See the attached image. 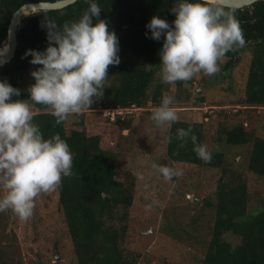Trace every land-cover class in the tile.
I'll use <instances>...</instances> for the list:
<instances>
[{
  "label": "trees",
  "instance_id": "obj_1",
  "mask_svg": "<svg viewBox=\"0 0 264 264\" xmlns=\"http://www.w3.org/2000/svg\"><path fill=\"white\" fill-rule=\"evenodd\" d=\"M40 1L58 0H0V48L8 38L14 12L24 4ZM97 3L102 8L99 18L105 19L109 30H114L119 38L121 62L119 65H109L104 94L95 99L96 106L115 109L136 105L145 107V110L148 104L158 106L162 95H170L169 88L159 83L149 96L160 69L159 52L163 40L150 38L151 33L146 24L153 16L164 18L169 23L174 21L176 17L171 9L176 0H97ZM88 7L89 0H78L60 10L31 14L20 22L15 57L0 67V80H7L21 89V95L13 99L30 98L28 88L35 83L31 72L41 65L30 63L32 57L25 53L29 49L42 51L48 46L47 20L62 28L65 22L78 20ZM225 8L235 10L247 43L242 48L228 52L221 66L225 70L232 69L239 63L240 52L249 47L251 63L242 102L245 106L264 108V1L242 9ZM93 19L95 23L96 18ZM146 32L148 35H145ZM4 47L5 44L0 51ZM178 84L182 85V81ZM198 102L202 104L205 100L201 98ZM87 113L56 124V118L46 106L38 105L34 112V121L40 126L44 137L59 133L69 144L73 155V175L63 177L57 191L77 262L141 264V253L128 248L129 216L137 189L136 176L129 171L122 180L119 179L120 171L115 156L102 147L99 134L87 129ZM130 115L133 116V113L120 116L116 121H111L109 117L105 119L111 123L124 124ZM77 116L80 120L74 122L72 118ZM189 127L196 135L197 143L205 144L202 122L189 123L178 119L169 127L162 164L176 168L183 165L207 166L222 171L214 199H204L205 206L215 214L204 233L208 234V238L204 243L201 264H264V198L252 210L249 206L250 187L245 179V174L249 173L264 181V137L256 134L255 129L248 133L243 125H234L221 131L219 143L232 147L251 146L245 169L235 170L224 165L225 155L220 151L211 152L210 162L200 159L193 150L190 137L181 146L177 129ZM167 217L168 213H165V223L160 226V230L166 227L165 233L172 239L184 241L201 236L199 230L191 227V223L184 224L180 219L169 222ZM228 234L237 236L239 240H227Z\"/></svg>",
  "mask_w": 264,
  "mask_h": 264
},
{
  "label": "clouds",
  "instance_id": "obj_2",
  "mask_svg": "<svg viewBox=\"0 0 264 264\" xmlns=\"http://www.w3.org/2000/svg\"><path fill=\"white\" fill-rule=\"evenodd\" d=\"M210 3L176 0L171 9L174 21L169 23L153 16L146 24L150 38L163 40L157 73L162 82L175 85L201 72L215 74L228 52L246 45L235 10L226 9L220 0ZM101 11L97 0H89L83 15L65 22L62 28L47 20L48 46L42 51L29 49L25 53L32 57L30 63L41 65L31 72L35 83L28 88L29 99H13L21 95V89L0 80V192L3 193L0 212L11 209L21 221L27 222L34 215L38 196L55 191L63 177L73 175L69 144L59 133L45 138L34 121V112L38 105H44L56 118L55 123L60 124L96 110L90 106L104 94L109 65L121 62L119 38L114 30H109L107 21L99 18ZM5 43L7 40L2 47ZM176 103L173 96L162 95L161 103L151 114L156 126L169 127L179 119ZM133 106L140 108L137 111L145 110ZM100 110L108 117L106 109ZM188 137L197 156L210 162L212 153L206 144L197 143L191 127L177 129L181 146ZM152 167L165 181H174L183 174L182 169L166 164L153 162ZM155 203L153 200L146 207Z\"/></svg>",
  "mask_w": 264,
  "mask_h": 264
},
{
  "label": "rangeland",
  "instance_id": "obj_3",
  "mask_svg": "<svg viewBox=\"0 0 264 264\" xmlns=\"http://www.w3.org/2000/svg\"><path fill=\"white\" fill-rule=\"evenodd\" d=\"M250 63L251 49L246 47L239 54V63L230 70L221 66L212 75L201 72L189 81H182V85L178 84L181 81L169 85L157 75L149 90L150 96L159 83L168 87L170 95L177 101L174 106L179 119L189 123L202 122L208 150L223 152L224 165L235 170L245 169L251 146L232 147L219 143L221 131L243 125L248 133L255 129L256 134L264 137V108L245 106L242 102ZM201 98L205 102L199 104ZM90 108L96 110L87 111V129L99 134L102 147L115 156L119 179L122 180L129 171L136 176L128 248L141 253V264H201L208 238L204 233L215 214L205 206L204 199H214L222 171L207 166L183 165L177 167L183 174L176 181H165L152 164H162L170 126H156L151 119L155 106L148 104L145 111H133V116H128L124 124L108 122L95 102ZM72 120L77 122L80 117ZM245 179L250 187L249 206L253 210L264 198V181L249 173L245 174ZM188 195L193 199L190 200ZM153 200L157 203L146 207ZM165 213H168L167 221L180 219L184 224L191 223L201 236L184 241L172 239L165 233L166 227L160 230L165 223ZM1 214L0 264H78L60 210L57 189L38 196L34 215L27 222L21 221L9 209ZM226 238L233 242L239 240L233 234Z\"/></svg>",
  "mask_w": 264,
  "mask_h": 264
},
{
  "label": "water",
  "instance_id": "obj_4",
  "mask_svg": "<svg viewBox=\"0 0 264 264\" xmlns=\"http://www.w3.org/2000/svg\"><path fill=\"white\" fill-rule=\"evenodd\" d=\"M78 0H58L55 2L50 1H40L35 3H27L18 8L12 15L9 29H8V38L7 43L9 45V52L7 55H0V66H3L6 63H9L14 57L18 46V26L20 22L31 14L38 13L41 11L49 10H60L70 5H73ZM215 3V0H211ZM264 0H220V2L227 8L241 9L250 5H253L256 2ZM209 2V1H208ZM190 200L193 199V196L188 195ZM55 257L58 260L59 255L58 251L55 248Z\"/></svg>",
  "mask_w": 264,
  "mask_h": 264
},
{
  "label": "built area",
  "instance_id": "obj_5",
  "mask_svg": "<svg viewBox=\"0 0 264 264\" xmlns=\"http://www.w3.org/2000/svg\"><path fill=\"white\" fill-rule=\"evenodd\" d=\"M140 110L135 106L129 108H115V109H106L105 114L106 116L110 117L112 121H115L118 117H125L128 114H131L133 111Z\"/></svg>",
  "mask_w": 264,
  "mask_h": 264
},
{
  "label": "bare ground",
  "instance_id": "obj_6",
  "mask_svg": "<svg viewBox=\"0 0 264 264\" xmlns=\"http://www.w3.org/2000/svg\"><path fill=\"white\" fill-rule=\"evenodd\" d=\"M205 1L213 2L211 0H205ZM8 52H9V45L8 43H5V47L2 51H0V55H7Z\"/></svg>",
  "mask_w": 264,
  "mask_h": 264
},
{
  "label": "flooded vegetation",
  "instance_id": "obj_7",
  "mask_svg": "<svg viewBox=\"0 0 264 264\" xmlns=\"http://www.w3.org/2000/svg\"><path fill=\"white\" fill-rule=\"evenodd\" d=\"M251 6V5H250ZM248 7V6H247Z\"/></svg>",
  "mask_w": 264,
  "mask_h": 264
}]
</instances>
